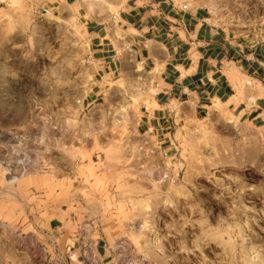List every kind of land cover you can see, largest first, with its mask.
<instances>
[{"label":"rangeland","instance_id":"obj_1","mask_svg":"<svg viewBox=\"0 0 264 264\" xmlns=\"http://www.w3.org/2000/svg\"><path fill=\"white\" fill-rule=\"evenodd\" d=\"M1 1L0 264H264V120L173 103L147 130L155 75L120 4ZM178 1L264 50V0ZM86 19L107 26L110 72Z\"/></svg>","mask_w":264,"mask_h":264},{"label":"crops","instance_id":"obj_2","mask_svg":"<svg viewBox=\"0 0 264 264\" xmlns=\"http://www.w3.org/2000/svg\"><path fill=\"white\" fill-rule=\"evenodd\" d=\"M35 1L39 9L47 7L57 14L79 2ZM114 3L115 6L120 4L118 22L132 38L136 56L143 59L144 65L149 63L155 75L154 107L141 119L147 130L163 128L166 105L173 103H184L199 115L217 102L226 104L241 118L264 120V50L261 46L248 44L214 25L204 8L190 2L113 0ZM84 23L93 58L103 60L104 68L110 72L115 64L110 53L114 47H109L112 43L107 26L92 19ZM115 37L122 40L126 34L116 28ZM58 220L53 217L48 224L53 237L61 230ZM63 236L58 235L60 239Z\"/></svg>","mask_w":264,"mask_h":264},{"label":"bare ground","instance_id":"obj_3","mask_svg":"<svg viewBox=\"0 0 264 264\" xmlns=\"http://www.w3.org/2000/svg\"><path fill=\"white\" fill-rule=\"evenodd\" d=\"M115 5V4H114ZM114 5H113V3H112V0H111V2H109V4H108V11L109 12H113L115 9H114ZM121 36V34L119 33L118 34V36ZM231 76V75H230ZM231 78V77H230ZM135 101V100H134ZM220 111V106H219V103H214V105L213 106H211V108H210V110H209V113L211 114V116L212 115H215L216 113H218Z\"/></svg>","mask_w":264,"mask_h":264},{"label":"built area","instance_id":"obj_4","mask_svg":"<svg viewBox=\"0 0 264 264\" xmlns=\"http://www.w3.org/2000/svg\"><path fill=\"white\" fill-rule=\"evenodd\" d=\"M40 11H41V14H49L51 12V9H49L47 7H43V8L40 9Z\"/></svg>","mask_w":264,"mask_h":264}]
</instances>
